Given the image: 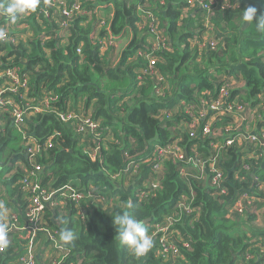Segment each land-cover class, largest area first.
<instances>
[{
  "label": "trees",
  "instance_id": "trees-1",
  "mask_svg": "<svg viewBox=\"0 0 264 264\" xmlns=\"http://www.w3.org/2000/svg\"><path fill=\"white\" fill-rule=\"evenodd\" d=\"M50 1L41 0L36 11L20 15L15 22L7 23L6 17L0 14V27L16 38L14 43L0 40V70L18 67L19 74L29 79L27 97L37 99L52 91L58 95L55 111L74 110L90 115L99 122L106 141H101V157L91 160L88 150L93 145V137L77 133L74 120L63 122L56 112H30L19 131L9 116L1 113L0 197L5 206H10L18 215V224L24 222L28 196L21 180L31 168V163L23 158L22 137L29 134L43 145L48 137L59 132L52 139L53 146L36 156L33 162L42 166V170L30 179L51 190L68 183L79 190L92 185L97 194L96 205L87 202L83 219L75 217L69 203L66 212L45 207L43 222L48 229L56 231V241L60 242L61 222L65 219L71 221L68 226L78 235L72 245L60 242L67 251L61 256L62 261L160 264L155 241L152 249L139 257L121 245L112 216L130 210L145 222L151 234L152 224L163 216L175 214L174 205L190 184L194 191L191 205L199 206L201 211L198 216L174 217L175 227L179 228L176 240L181 257L171 264H264V200H260L264 198V191L258 187L259 180L253 178L255 172L264 173L263 160L257 161L263 164L262 168L258 171V166L255 170L253 161L243 159L239 148L229 147L227 156L222 159L226 191L220 195L209 186L207 177H181L178 163L171 157L163 163L159 186L144 197L138 195L139 188L148 179H154L147 164H140L135 173L130 170L126 175L121 174L119 180L110 177L121 173L126 155L134 160L146 158L157 146L173 142L176 135L181 137L178 145L186 156L194 152L201 156L207 154L211 136L191 137L187 125L179 128L181 120L189 123L191 120L183 106L180 110L183 114L173 115L177 119L176 126L172 120L160 121L158 109L164 105L156 103L155 88L161 85H164L159 88L164 97L171 98L167 107L172 109L179 99L196 105L199 102L193 98L196 93H202L204 101L210 102L219 96L221 80L234 83L240 80L243 84L229 90L228 100L242 106L248 102L249 109L261 112L256 130L264 128V53L259 54L264 50V33L256 32L254 23L242 19V11L250 5L258 9V14L264 13V0H228L233 9L218 8L214 13L185 0H78L84 13L72 19L66 44H61L56 36L55 18L60 15L59 10L50 6ZM66 1L69 6L75 0ZM98 6L101 7L99 12L104 6L112 7L108 29L102 28L99 34V38L111 39V45H107V39L100 43L90 36L93 25L99 22L97 19L92 22L93 11ZM182 9L186 15L182 14ZM146 15L154 17L159 30L170 42L169 50L155 52L156 58L160 57L155 61L157 75L163 78L160 83L155 76L145 75L143 80L139 79L135 71L137 63L130 61L137 49L145 48L146 38L152 35L147 25L139 28L141 17ZM108 30L114 37H109ZM212 32L217 42L212 41V49L199 50L190 45V40ZM21 33L27 38L23 39ZM125 41V47L116 50ZM222 75L227 76L219 78ZM2 82L0 79V85ZM4 95L24 103L16 94L6 92ZM126 97L130 100L124 101ZM228 117L217 125L221 127L228 122ZM202 124L204 120H200L199 127ZM18 160L23 169L15 168ZM243 163L252 165L249 172L241 167ZM128 182L130 185L125 187ZM243 191L252 193L259 203L255 201L241 212L229 213V205ZM22 194L25 201L21 199ZM11 200L17 208L12 206ZM261 212L262 220L257 224ZM7 238L8 245L0 252V264H13L29 245L46 250L52 242L43 230L11 229ZM183 242H187L188 247L183 246ZM246 254H249L247 259ZM53 255H57L56 250ZM35 264H47V261L37 257Z\"/></svg>",
  "mask_w": 264,
  "mask_h": 264
},
{
  "label": "built area",
  "instance_id": "built-area-1",
  "mask_svg": "<svg viewBox=\"0 0 264 264\" xmlns=\"http://www.w3.org/2000/svg\"><path fill=\"white\" fill-rule=\"evenodd\" d=\"M187 3L192 6H197L206 12L213 11V13L215 9L218 8L221 10L233 8L232 3L228 0H224L222 3H220L219 0H187ZM49 4L51 7L59 10V18H55L58 24L56 36L61 44H66L72 19L75 16L83 14L84 11L81 9L78 0H75L74 3L69 6L66 0H51ZM60 6L62 7L60 8ZM99 8L101 7L98 6L93 11V14H95L97 20H99L97 28L99 29L100 26L108 28V21L101 16L102 11L99 12ZM43 11L47 16V10L44 9ZM53 17L54 14L52 18ZM89 18H91V15H89ZM141 18L142 22L139 23V28L147 25L146 27L152 35H148L145 48L137 49L130 61L137 63L135 71L139 79L143 80V76L145 75L150 77L155 76L160 83L163 78L157 75L158 72L155 68V61L160 60V57L156 58L155 52L169 50L170 42L159 30L154 17L146 15ZM5 30L8 33V30ZM91 36L95 40L99 39L100 43L106 41V39L108 40L107 45L113 43L112 40L107 37L99 38L97 30L93 31ZM2 41L14 43L16 42V38L13 34L8 33L7 37ZM190 44L191 46H196L199 50L207 46L211 48L214 47L212 41L206 42L203 39L199 41L198 38L193 41L190 40ZM77 51L80 52V49L77 48ZM0 79H3L0 85V114L6 113L16 129L19 131L23 129V124L27 121L30 112H56L58 118L63 122L74 120L77 133L93 137V145L90 146L88 150L91 160H96L101 157V141H106V139L102 138V131L98 121L93 120L90 115H85L82 112H76L74 110L55 111L54 106L58 101V95L52 91L44 93L41 98L37 99L35 97H27L29 79L24 74H19L18 67L0 70ZM162 86L164 85L155 88V97H164V93L159 89ZM235 87L238 86H233L231 82H224L219 89V96L210 102L199 104L204 98L196 103V105L183 102V110L191 120L190 123L186 119L181 120L179 122V128L183 125H187L191 137H212L207 144L208 152L205 156H201L199 152H194L191 156H186L185 150L178 145L181 141V137L176 135L173 142L171 141V143L157 146L156 150L154 149L151 155L146 158L134 160L131 156L126 155V161L121 173L110 177L112 179L120 178L121 174L126 175L130 170L135 173L140 164L146 163L150 167L151 175L154 176V179H148L144 182L142 187L139 188L138 195L144 197L159 186L163 163L166 158L171 157L174 162L178 163L177 168L181 177L185 179L188 177L205 179L207 177L209 186L213 188L214 191L217 190L215 194L220 195L224 193L226 187L223 184L224 172L222 159L227 156V149L229 147H250L252 151L249 157L253 161V166H256L258 163L257 161L260 159L264 162V128L259 129L257 132L240 130L238 128L242 127L240 126L241 124L238 126L236 121H232L235 115L242 114L246 108V106H242L236 101L228 100L229 90ZM6 92L18 95L19 98L24 100V103L20 104L16 102L11 95H4ZM176 112L179 115L183 114L180 110ZM171 113L170 110L162 111L160 119L171 117ZM227 115H229L228 119L230 120L223 123L221 128L217 124L221 123L223 118L225 119ZM200 120H204V124L199 127ZM58 134L59 132L53 133L47 138L43 145L38 144L36 139L29 134L22 137V144L24 147V151L22 152L23 158L28 161V163H31V168L28 171H26V169L24 170L27 175L21 180L24 184L25 192L28 194V196H26L27 202L24 209V222L22 225H19L18 215L12 213L11 221L5 226L7 230L28 229L32 232L41 230L46 231V234L52 240L50 246L46 249H50L49 255L44 259L47 261V264H72L62 261L61 256L66 255L67 251L63 248L64 246L62 243L55 240L54 235L56 231H51L45 226L43 222L44 209L45 207L53 208L57 206L60 207L59 210H65V207L68 206L69 203L70 206L74 208L75 217L83 219L86 215L85 207L87 202L90 201L91 204L96 205L97 194L94 192V187L90 185L86 189L79 190V187L73 188L70 183H68L59 189L51 190L46 186L40 185L37 181L30 179L31 176L36 175L42 170V166L40 167L33 162L36 156L42 151L50 149L53 146V137ZM28 136L32 137V140H30ZM251 166L252 165L248 163H243L241 165L244 170L249 171L251 170ZM15 168L23 169L21 160L16 162ZM187 189L188 191L183 192L174 205L177 209L175 214L164 216L165 218L156 223L155 229L153 228L154 231H152V235L157 239V255L161 258L160 264H171L181 257L176 240V235L179 234V231L178 228L175 227L176 219L174 217H180L181 215L187 216L190 214L198 216L201 211L199 206L194 207L191 205L194 191L190 184H188ZM254 199V195L247 191L238 193L235 200L229 205V213L241 212L244 207L251 204ZM183 246L188 247V243L183 242ZM27 249L28 250H26V252L13 264H35V260H37L35 253L31 251V248H28V246ZM55 250L57 251V255L54 256L53 252ZM1 251H4V249L0 248V252ZM248 256L249 254H246V259Z\"/></svg>",
  "mask_w": 264,
  "mask_h": 264
},
{
  "label": "clouds",
  "instance_id": "clouds-1",
  "mask_svg": "<svg viewBox=\"0 0 264 264\" xmlns=\"http://www.w3.org/2000/svg\"><path fill=\"white\" fill-rule=\"evenodd\" d=\"M185 2L187 3V0H185ZM40 3H41V0H0V14L5 16L8 21L15 22L18 19V17L20 15L24 14L25 12L36 11L38 9ZM104 7L106 8V6H104ZM85 15L87 18H89L88 14H85ZM242 19L245 22L254 23L256 32L264 33V13L258 14V9L255 6L250 5V6L246 7L242 11ZM97 27H98V25L94 24L92 32L98 30ZM103 28L108 29L106 27H103ZM100 30H102V28ZM92 32H91L90 36L92 35ZM107 32H108L109 37H114L113 35L110 36L111 33L109 30ZM7 35H8V33L5 30V28L0 27V40H4L7 37ZM98 37H99V34H98ZM91 38H92V36H91ZM93 40H95V39H93ZM210 40L217 43L213 38H211ZM207 47L210 48V46H207ZM224 76H227V75H222L219 78H223ZM221 81H223V83H224V82H230L231 80H229V81L221 80ZM231 83L234 86V84H235L234 81ZM222 84H221V86H222ZM193 98H195V96ZM155 99L157 100L156 103H161L164 105L163 107L158 109L161 112V114H162V111H164V110H170L172 112L171 117L160 119V121L163 122L165 120H172L174 122V125L176 126L177 125V119H176V117H173V115L177 114V112L175 110H173V108L171 109V107H167L168 102H170L169 99H171V98H169V97H165V98L164 97H161V98L155 97ZM180 100L185 102L184 99H179L176 102H179ZM185 103H187V102H185ZM128 208L131 209L132 205H128ZM112 217H113V223H114L115 228L117 230L116 238L119 240L121 245L130 249L136 256L139 257V256L145 255L154 246V241H155V243H157V239L155 237L153 238L152 233L149 234V230L145 226V222L141 219L136 218V216L133 214L132 211L126 210L123 212H117ZM61 223L63 226L61 227L60 233H59L60 242H62L65 245L74 244L75 241L78 239V235H77V232L72 227L68 226L71 224V221L68 219H65ZM7 237H8L7 227L4 224H0V248L7 247V245H8V238Z\"/></svg>",
  "mask_w": 264,
  "mask_h": 264
},
{
  "label": "crops",
  "instance_id": "crops-1",
  "mask_svg": "<svg viewBox=\"0 0 264 264\" xmlns=\"http://www.w3.org/2000/svg\"><path fill=\"white\" fill-rule=\"evenodd\" d=\"M7 23H8V20H6ZM6 24V23H5ZM213 33V32H212ZM209 34L211 33H206L204 36V39L206 37H208L207 39H211L209 38ZM206 39V40H207ZM243 82L242 81H238L234 84V86H240L242 85ZM182 106H183V101L180 100L179 102H177L176 105H174L173 107V110L175 111H179L182 109ZM249 106H247L245 108V111L242 113V114H239V115H235L232 119V121H236L238 124V126H242V127H239L238 129L240 130H246V131H251V132H257L256 128H257V120H260V118L262 117V113L261 112H258V111H252L251 109H247ZM248 116V118H247ZM250 116V117H249ZM241 150V152L243 153V159H251L249 156L251 154V151H252V148L250 147H247V148H244V147H241L239 148ZM262 163H258L256 165V167L254 168L255 170L258 169V166L260 167L258 169V171L262 168ZM264 167V166H263ZM249 172V170H246ZM253 173V172H252ZM251 175V174H250ZM253 178L254 180H259V189L263 190L264 191V173H254L253 174ZM252 176V175H251ZM21 199L23 201H25V198L23 197V194L21 195ZM260 200H264V198H261ZM4 200L0 197V224H4V225H7L10 221H11V214L12 213H15L14 210L10 207V206H5ZM256 201V204L259 203V201L257 199H255L254 201L252 202H255ZM12 202V200H11ZM251 202V203H252ZM13 203V202H12ZM13 207L17 208V204L13 203L12 205ZM53 209V208H52ZM59 210V208H57ZM54 210V209H53ZM64 211V210H63ZM11 230V229H10ZM8 230V231H10ZM179 230V228H178ZM178 238V237H177ZM31 248V251H33L36 255V259L37 257L38 258H42V260H44L50 253V249L48 250H44L43 249L41 251V249L38 247H33V245H29L28 248ZM28 250V249H27Z\"/></svg>",
  "mask_w": 264,
  "mask_h": 264
},
{
  "label": "rangeland",
  "instance_id": "rangeland-1",
  "mask_svg": "<svg viewBox=\"0 0 264 264\" xmlns=\"http://www.w3.org/2000/svg\"><path fill=\"white\" fill-rule=\"evenodd\" d=\"M147 6H148V3H145ZM182 14L183 15H186V12H185V10L184 9H182ZM112 15H113V10H112V7H110V6H108V7H104L103 8V11H102V14H101V16H103L104 18H106L107 20H109V23H110V19L112 18ZM94 17V19L92 18V16H91V18L93 19V21L92 22H96V19H97V16H93ZM109 23L107 24V27L109 26ZM104 26H100L99 27V29L97 30V34H100L101 33V28H103ZM100 30V31H99ZM27 35L25 34V37H24V33H21V37L23 38V39H26L27 37H26ZM209 36V38H214V33H211V34H209L208 35ZM208 37H206L205 39H204V36L202 35V36H200L199 37V41H202V39L204 40V41H206V42H210V41H212V40H210V39H207ZM207 39V40H206ZM126 41H125V43H123V44H121V45H119L118 46V49H116V50H118V51H121L124 47H125V45H126ZM262 53H264V50L263 51H261L259 54H262ZM115 60H116V57L114 56L113 58H112V61H114L113 62V64L115 63ZM263 60H264V58H263ZM241 90H242V88H241ZM195 98H197V99H199V101L202 99V98H204L203 97V95H202V93H196L195 94ZM130 99H129V97H126L125 99H124V101H129ZM205 101H204V99L199 103V104H201V103H204ZM250 104L247 102V104L245 105L246 107L247 106H249ZM44 113H46V112H44ZM250 117V116H249ZM247 118H248V116H247ZM222 122H224V118H223V120H222ZM223 124V123H222ZM152 160V159H151ZM146 164V163H145ZM114 180H119L118 178H114ZM130 185V182H128L127 183V185L125 186V187H128ZM57 208H60V207H57V206H54L53 207V209H57ZM67 211V206L65 207V212ZM261 220H262V212L260 213V217H259V220L256 222L257 224H260L261 223ZM155 226H156V224H152V226H151V228L153 229H155ZM154 231V230H153ZM154 238V237H153ZM157 256V255H156Z\"/></svg>",
  "mask_w": 264,
  "mask_h": 264
},
{
  "label": "water",
  "instance_id": "water-1",
  "mask_svg": "<svg viewBox=\"0 0 264 264\" xmlns=\"http://www.w3.org/2000/svg\"><path fill=\"white\" fill-rule=\"evenodd\" d=\"M149 220V219H148Z\"/></svg>",
  "mask_w": 264,
  "mask_h": 264
}]
</instances>
